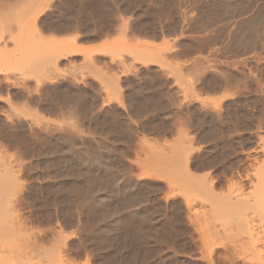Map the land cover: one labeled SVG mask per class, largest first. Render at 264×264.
Returning a JSON list of instances; mask_svg holds the SVG:
<instances>
[{
    "label": "rangeland",
    "instance_id": "1",
    "mask_svg": "<svg viewBox=\"0 0 264 264\" xmlns=\"http://www.w3.org/2000/svg\"><path fill=\"white\" fill-rule=\"evenodd\" d=\"M0 55L41 261L264 264V0H0Z\"/></svg>",
    "mask_w": 264,
    "mask_h": 264
},
{
    "label": "bare ground",
    "instance_id": "2",
    "mask_svg": "<svg viewBox=\"0 0 264 264\" xmlns=\"http://www.w3.org/2000/svg\"><path fill=\"white\" fill-rule=\"evenodd\" d=\"M62 51L61 52H66L67 49L64 47L61 49ZM4 53V52H3ZM6 54V53H5ZM2 56V55H0ZM9 55H7L5 58H8ZM3 59V58H1ZM19 59V60H18ZM6 60L8 59H5L4 61L7 62ZM16 60V59H15ZM23 60V59H22ZM20 58L17 57V60L16 61H13L14 63H16V65H20V63H18V61H21ZM1 63V62H0ZM13 63V64H14ZM23 63V62H22ZM7 64V63H6ZM4 65V64H3ZM2 65V66H3ZM15 65V67H16ZM14 66V65H13ZM5 67V66H4ZM10 68V66H7ZM6 67V68H7ZM5 68V69H6ZM21 68V65L19 67V70ZM2 69V67H1ZM0 69V70H1ZM18 69V68H17ZM17 69H14L15 72ZM8 70V69H7ZM18 70V71H19ZM3 70H1L2 72ZM0 72V73H1ZM12 72V71H11ZM4 73V72H3ZM2 74V73H1ZM1 84V83H0ZM65 92V91H64ZM131 93V91L128 92V94ZM133 94V92H132ZM135 94V93H134ZM133 94V95H134ZM10 98V97H9ZM133 98V97H132ZM131 99V98H130ZM128 101V100H127ZM130 101V100H129ZM134 101H135V98H134ZM131 102H133L131 100ZM130 102V103H131ZM128 103V102H127ZM129 103V104H130ZM135 103V102H134ZM132 104V103H131ZM130 104V106H131ZM137 105V103H135ZM133 107V106H131ZM89 108V107H88ZM87 109V108H86ZM133 109H136L137 111V106L136 108H133ZM141 109V108H140ZM140 109H138L140 111ZM89 110V109H88ZM87 110V111H88ZM142 110V109H141ZM134 111V110H132ZM136 111H134L132 114H136ZM142 112V111H140ZM137 114H141V113H138L137 111ZM137 116V115H136ZM16 125V124H15ZM17 126V125H16ZM26 126V125H25ZM22 129V128H21ZM29 131V130H28ZM2 159V158H1ZM2 164V163H1ZM6 164V162H5ZM4 164V165H5ZM7 165V164H6ZM3 166V165H2ZM8 166V165H7ZM7 168V167H6ZM10 168V167H9ZM5 170V169H4ZM9 170V169H8ZM9 172L7 171V173H5L6 175L5 176H8ZM4 174V172H3ZM11 176V175H10ZM2 181V184L1 187L5 186L4 184V181L1 179ZM105 181V180H104ZM9 187V186H8ZM2 189V188H1ZM0 189V264H45L44 260H42L43 258V252H42V249H44V247L42 248L41 246H43V243L41 245V242L39 243V241L37 240V238L33 237V235L31 236V234H29V232H27V229L26 227L23 226V224H21L22 220L21 218H17V216L19 215H14L12 216V214L10 213L9 214V208L12 210L11 207H9L11 205V201L10 203L8 202L7 204V201H6V204L3 202V195H4V192H5V189L6 187L1 190ZM10 192V191H9ZM3 193V195L1 194ZM133 193V192H132ZM134 194V193H133ZM2 195V197H1ZM131 195V193H130ZM129 197V195H128ZM127 197V199H128ZM7 198V197H6ZM133 198V197H132ZM132 198H129V204L131 205L130 203V199ZM137 199V198H136ZM136 201V200H135ZM133 201V202H135ZM134 203H132V206H133ZM13 206V205H12ZM130 207V206H129ZM14 211V210H13ZM8 212L9 215H7L6 213ZM138 213V212H137ZM144 217V215H143ZM141 218L139 219V222H140ZM143 222L144 220L146 221V219H142ZM141 220V221H142ZM149 219H147V222L149 223L148 221ZM128 221V220H127ZM155 221V220H154ZM25 223V222H24ZM148 225V224H147ZM151 226V225H150ZM144 229L147 228V226L145 227V223L143 225ZM140 226L138 227V229L140 230ZM149 228V227H148ZM142 229V228H141ZM141 237V236H140ZM140 239V238H139ZM41 240V239H40ZM140 240H143V239H140ZM138 240L139 242H142ZM42 248V249H41ZM44 251V250H43ZM42 254V255H41ZM41 255V256H40ZM36 257H38L35 260ZM44 262V263H43Z\"/></svg>",
    "mask_w": 264,
    "mask_h": 264
}]
</instances>
